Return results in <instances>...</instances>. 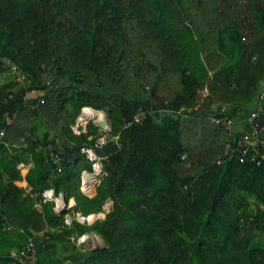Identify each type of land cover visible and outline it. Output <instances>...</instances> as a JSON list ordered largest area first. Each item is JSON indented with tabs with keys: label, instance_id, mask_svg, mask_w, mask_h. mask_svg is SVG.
<instances>
[{
	"label": "trees",
	"instance_id": "1",
	"mask_svg": "<svg viewBox=\"0 0 264 264\" xmlns=\"http://www.w3.org/2000/svg\"><path fill=\"white\" fill-rule=\"evenodd\" d=\"M3 58L24 85L2 79ZM263 77L264 0H0V215L16 226L3 231L0 217V257L26 242L22 229L38 264H264V160L225 154L246 127L230 135L210 120L258 111L263 123ZM204 88L197 111L178 112ZM83 107L107 114L102 147L93 123L71 131ZM83 147L102 165L92 197L80 190L92 171ZM46 189L75 205L35 207ZM82 234L104 247L62 255Z\"/></svg>",
	"mask_w": 264,
	"mask_h": 264
},
{
	"label": "built area",
	"instance_id": "2",
	"mask_svg": "<svg viewBox=\"0 0 264 264\" xmlns=\"http://www.w3.org/2000/svg\"><path fill=\"white\" fill-rule=\"evenodd\" d=\"M3 62L9 67V71L13 77V79L19 83L24 85L26 83V76L24 73L18 68L17 65L11 63L8 59L3 58ZM264 86V77L263 84ZM208 95V91L206 88L199 91L195 97L194 105L192 108H181L178 112L183 113L188 116L191 112L197 111L204 98ZM261 96L264 97V88L261 89ZM141 119L140 114L135 117V121H139ZM210 120L213 124L223 127L227 132L231 134V131L234 127V120L228 116H216L212 115ZM93 123L97 128H99L98 136L95 142V146L102 147L107 142V132L110 130V124L107 117V114L104 110H94L90 107H83L79 115L76 117L74 123L70 126L71 131L74 135L86 134L88 124ZM245 133L242 134L239 138H237L234 142H230L226 146L225 154L228 150H236L243 149V154L245 155L249 150H252L253 157L251 161L260 164L264 160V122L260 123L259 112L254 111L251 112L244 120ZM0 136H3V132L0 133ZM82 152L86 155L87 160L92 163V171L87 172L83 171L81 173V184L80 190L85 195L92 197L90 193L95 191L96 185L98 184V180L101 177L102 173V165L100 163L99 157L95 154V152L91 148H82ZM50 153V162L56 167L57 171H61L62 168V159L59 154L53 152L49 148ZM187 155H182V159L185 160ZM23 164L19 165L21 169ZM93 188V191L90 192V189ZM32 197H36L37 195H31ZM61 195L56 196L52 189H46L43 191L40 201L35 204V207L40 208L41 203L52 202L54 203V210L63 214L69 208L68 205L63 206L61 203ZM99 215V216H97ZM97 215H89L83 216L80 213H76L75 218L80 223H92L96 218L100 217V214ZM3 223L2 230L7 232L14 228L13 224L9 223L6 215H0ZM71 218L66 215L65 216V224L70 225ZM35 237V236H34ZM34 237H30L25 244L20 249L11 250L8 255V260L12 264H38V254L36 247V239ZM96 240L93 234H82L75 239V244L81 251H85L90 242ZM93 249V248H91Z\"/></svg>",
	"mask_w": 264,
	"mask_h": 264
},
{
	"label": "crops",
	"instance_id": "3",
	"mask_svg": "<svg viewBox=\"0 0 264 264\" xmlns=\"http://www.w3.org/2000/svg\"><path fill=\"white\" fill-rule=\"evenodd\" d=\"M244 120H245V118H240L239 120H236L235 121V124H234V126H235V128H238V129H241L242 127H243V125H244ZM42 132V131H41ZM20 165V164H19ZM29 167L30 166H24L23 165V167L20 169L19 168V166H18V169H20V174H21V176H22V180L21 181H17L16 182V185H18L19 187H22V188H27V182H26V180H25V175L27 174V172H28V169H29ZM96 192V191H95ZM94 195H95V193H94ZM93 195V196H94ZM75 205V202H74V200L73 199H71L70 201H69V203H68V206L69 207H72V206H74ZM103 209H104V212H107V209H108V207L106 206V204L104 205V207H103ZM103 216V214H100V217H102ZM16 226H14V228H15ZM18 232L20 233V234H22V235H24L25 237H27L28 239L30 238V237H34V235H32L31 233H29V234H27L24 230H22V229H20V230H18ZM94 236H95V238H96V240L98 239V238H100V237H98L96 234H93ZM34 238H36V237H34ZM27 239V240H28ZM26 240V241H27ZM101 240V239H100ZM26 243V242H25ZM24 243V244H25ZM76 245V244H75ZM23 246V245H22ZM77 247V246H76ZM77 249L79 250L80 248H78L77 247ZM12 250H16V249H12ZM80 251H81V249H80ZM84 252V251H83ZM58 256H60V255H58ZM67 257V256H66ZM46 262H45V260H41V261H39V264H45ZM0 264H12L9 260H8V255H3V256H1L0 257Z\"/></svg>",
	"mask_w": 264,
	"mask_h": 264
},
{
	"label": "rangeland",
	"instance_id": "4",
	"mask_svg": "<svg viewBox=\"0 0 264 264\" xmlns=\"http://www.w3.org/2000/svg\"><path fill=\"white\" fill-rule=\"evenodd\" d=\"M171 47H166V56H165V63H166V67H174V64L176 63V62H179V59L177 58L178 56H175V53L170 49ZM209 65V64H208ZM3 78V80L4 81H9V80H11L12 79V75L10 74V72L8 71V72H6L5 74H3V76H2ZM99 181H100V179L98 180V184L97 185H99ZM97 185H96V187H94L95 189L97 188ZM93 191V188L90 190V192H92ZM95 193V191H93V193H90V195L92 196L93 194ZM110 203V201L108 200L107 202H106V205L108 206V204ZM94 243H92V242H90V244L87 246V248H97V247H104V242L102 241V240H100V238H98L97 240H94L93 241ZM61 250H62V248H61ZM77 247H76V251H74L72 254H69L68 252H67V250H62V255L63 254H65V255H68L70 258L71 257H74L75 256V254H76V252H77Z\"/></svg>",
	"mask_w": 264,
	"mask_h": 264
},
{
	"label": "water",
	"instance_id": "5",
	"mask_svg": "<svg viewBox=\"0 0 264 264\" xmlns=\"http://www.w3.org/2000/svg\"><path fill=\"white\" fill-rule=\"evenodd\" d=\"M61 203H62L63 206L66 205V201H65V198H64L63 196L61 197ZM111 205H112V202H111V201H110V203L108 204V206L106 205V206L108 207L107 211H109ZM97 216H99V215H97Z\"/></svg>",
	"mask_w": 264,
	"mask_h": 264
},
{
	"label": "clouds",
	"instance_id": "6",
	"mask_svg": "<svg viewBox=\"0 0 264 264\" xmlns=\"http://www.w3.org/2000/svg\"><path fill=\"white\" fill-rule=\"evenodd\" d=\"M95 191H96V189H95ZM68 203H69V202H68ZM66 205H68L67 202H66ZM66 205H65V206H66Z\"/></svg>",
	"mask_w": 264,
	"mask_h": 264
},
{
	"label": "bare ground",
	"instance_id": "7",
	"mask_svg": "<svg viewBox=\"0 0 264 264\" xmlns=\"http://www.w3.org/2000/svg\"><path fill=\"white\" fill-rule=\"evenodd\" d=\"M91 190V189H90Z\"/></svg>",
	"mask_w": 264,
	"mask_h": 264
}]
</instances>
